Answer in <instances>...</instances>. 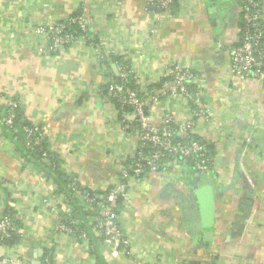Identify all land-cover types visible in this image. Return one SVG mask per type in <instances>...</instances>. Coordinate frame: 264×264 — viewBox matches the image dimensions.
<instances>
[{"label":"crops","instance_id":"1","mask_svg":"<svg viewBox=\"0 0 264 264\" xmlns=\"http://www.w3.org/2000/svg\"><path fill=\"white\" fill-rule=\"evenodd\" d=\"M157 1L0 0V105L18 102L59 155L64 173L101 190L117 181L138 146L136 132L125 128L106 94L118 67L128 66L145 100L157 98L148 106L154 124L171 115L185 137L179 127L206 107L207 118L195 120L194 134L213 145L214 169L200 178L172 157L158 173L130 181L119 222L131 247L116 248L91 228L97 215L88 209L89 232L55 231L66 211L58 199L64 194L17 154L0 125V218L12 209L22 234L15 246H0V257L40 264L53 242L55 264H264V82L239 79L230 70L240 1L177 0L167 12ZM261 8L264 27V0ZM78 11L92 42L48 52L39 26L67 23ZM176 65L194 68L202 80V92L195 86L204 96L198 106L171 95L164 76ZM206 182L215 209L210 243L195 195Z\"/></svg>","mask_w":264,"mask_h":264},{"label":"built area","instance_id":"2","mask_svg":"<svg viewBox=\"0 0 264 264\" xmlns=\"http://www.w3.org/2000/svg\"><path fill=\"white\" fill-rule=\"evenodd\" d=\"M177 2V0H158V9L167 12ZM241 20L243 28L240 29V35L237 43L230 50V70L235 77L242 80H258L264 82V30L262 25V10L259 0H242L241 1ZM67 23L69 25L77 24L81 29H85L83 18H71ZM67 23H56L49 26H39L37 32L47 38V51L50 53H59L64 47L81 41L84 39L78 38L75 32H67ZM118 77L121 81H117L109 86L107 97L119 102L118 112L123 124L127 130L134 129L138 137V146L131 156H128L123 161V168L117 181L107 187L96 190L107 194L105 202H99L90 193L84 192V186L76 178L69 185V191L78 199L85 209L96 211L101 209V216L96 217L95 231L98 237L111 242L116 248L123 247L129 249L131 242L123 235L120 227V213L116 210V201L121 196L126 198L127 189L130 181L140 179L142 173L148 170L149 173H158L162 168V161L168 157H173L180 162L192 161L193 168L200 174L206 175L214 169V160L210 157L206 141L192 140L184 142L175 137V132L172 128L174 119L171 115H167L162 125H156L151 121L148 113V106L151 100H157L156 96L149 100L143 99L137 90L124 87L130 78L136 80V76L132 69L128 66L118 67ZM164 78L172 83L170 89L171 95L184 98L189 105H197L201 100V94L204 84L199 78L196 70L191 67L176 65L171 67ZM189 85H194L198 88L195 96L189 89ZM0 95V99H1ZM3 99V98H2ZM11 108H16V102L7 103ZM12 112V111H11ZM129 117H133L129 121ZM14 115L11 114L6 123L12 126ZM197 118H207L206 107H200L194 110L191 117L183 125L179 127V132L184 134H194L195 120ZM27 134L28 146L33 144L38 145L44 138V133L38 128H25ZM46 158V155H44ZM46 162L49 166L54 167L51 160ZM61 202L66 201L63 195L58 198ZM46 206L51 205L49 198L43 200ZM67 216H71L70 207L66 206ZM66 222L61 217H58L56 224V232L64 233L70 236H76L73 224ZM19 229L14 224L9 215L4 214L0 218V246L3 241L8 239L14 232ZM80 238H85L82 233ZM0 264H24V261L19 257L2 256ZM31 264V263H26ZM40 264H55V251L53 242L47 243L44 248V255ZM139 264H144L140 262ZM174 264H212L211 262H184L177 261Z\"/></svg>","mask_w":264,"mask_h":264},{"label":"trees","instance_id":"3","mask_svg":"<svg viewBox=\"0 0 264 264\" xmlns=\"http://www.w3.org/2000/svg\"><path fill=\"white\" fill-rule=\"evenodd\" d=\"M239 1L241 4L242 0H239ZM259 1L261 4V0ZM81 17L84 19V14L81 11H78L76 14L73 15V18H81ZM66 25H67V29H66L67 32L69 33L75 32V35L78 38L92 42V40L89 38L90 34L87 31L86 26H85V29L83 30L77 24L69 25V23H67ZM262 25H263V21H262ZM243 26L244 25L241 20L240 29H242ZM263 30H264V27H263ZM114 62H116V64L118 65L123 64V61L120 58H114ZM117 78L118 76L113 74L112 82L108 84L106 91H108L109 86L111 84L116 83ZM163 82L164 81H162L160 84L155 85L153 87H156V89L161 88L163 85ZM123 86L131 88L133 90H137L140 96L142 95L141 97L143 99L148 98V95L144 96V94L140 93L139 86L137 85L136 80L133 78H130L126 83H123ZM188 89L193 96H195L196 92H198L197 88L194 85H189ZM200 94H201V99H203L204 98L203 94L201 92ZM111 101L116 105V107L119 108V102L117 100L112 99ZM16 103H17L16 108H11L8 104L4 106L0 105V125H1L3 132L13 142L17 154L23 157L24 159L29 160L35 166L40 167L46 179L49 181H52L53 184L57 187L58 192L64 194V196L66 197V201L63 203V205L70 207L71 213H72L71 216H67V214H65L66 211H62L64 212L63 213L64 220L68 223H71V221L74 222L72 225L74 227L76 234L78 235V232H83L82 230L88 231V228L86 226L87 224L89 225L91 221L90 219H92V216L89 214H86V212L84 211L85 206L83 205V203H81L78 199H76L75 196L69 191V185L71 184L73 178L69 177L67 174L64 173V169L62 167V162L60 160L59 155L50 148V145L48 144V141L46 140V138H44L38 145L33 144V141H34V138H33L32 145L28 146V143H27L28 138H27V134L24 131V129L25 128H35V126L27 120V118L25 117L22 111L21 105L18 102ZM11 114L14 115L13 124L12 126H8L6 121ZM172 128L175 132V137L178 140H181L184 142H190L192 140H202L198 136L191 135V134H188L187 136L183 137L178 134L177 130L173 126ZM206 144H207L210 157L214 158L213 145L209 142H206ZM44 155H46V158L44 157ZM170 158L172 157H168L165 160H163L162 166H163V163L169 160ZM46 159L51 160L54 163V167L49 166L46 162ZM185 163L193 168L192 161L189 160ZM148 174H149V171L145 170L144 173L141 174L140 179L145 177ZM84 190H85L84 192L90 193V195L94 196L99 202L106 201L107 194L105 192H101V191L95 192L87 188H84ZM123 200L124 199L120 196L118 200L116 201V205H117L116 210H118V213H120V210H121L120 206L122 205ZM101 209L102 208H98L94 212L95 215L101 216ZM6 215H9V217L12 219V221L17 226L19 231L12 233L8 239H5L3 241V245L4 246H15L16 244L22 241V234L20 232L21 226H20V223L14 218V211L12 209L9 208L6 212ZM94 225H96V222L92 224L91 228Z\"/></svg>","mask_w":264,"mask_h":264},{"label":"water","instance_id":"4","mask_svg":"<svg viewBox=\"0 0 264 264\" xmlns=\"http://www.w3.org/2000/svg\"><path fill=\"white\" fill-rule=\"evenodd\" d=\"M117 82L121 84L119 77ZM197 175L200 178H203V175L198 172ZM195 195L197 197L198 204L200 207V213L204 229V239L206 242L210 243L214 236L215 226L214 195L211 185L206 182V184L196 190Z\"/></svg>","mask_w":264,"mask_h":264}]
</instances>
